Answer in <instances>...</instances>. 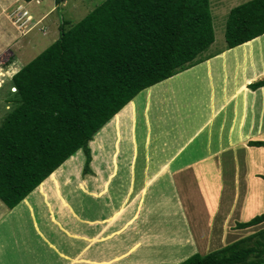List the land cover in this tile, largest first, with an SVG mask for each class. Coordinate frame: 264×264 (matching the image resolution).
Wrapping results in <instances>:
<instances>
[{"label":"rangeland","instance_id":"374dc122","mask_svg":"<svg viewBox=\"0 0 264 264\" xmlns=\"http://www.w3.org/2000/svg\"><path fill=\"white\" fill-rule=\"evenodd\" d=\"M54 1L0 0V124L14 106L10 101L15 91L13 76L59 38L62 23L70 22L66 27L71 28L105 0H66L63 3L65 7L63 4L58 5L59 9L44 24L41 23L45 13L56 4ZM210 1L216 40L201 56L204 61L178 73L181 76L196 69L189 76H182L178 82L166 80L161 88L140 93L121 115L112 119L94 136L92 142L96 145H91L92 142L89 144L92 156L89 168L86 154L79 151L60 167L62 169L56 184L49 181L43 193L39 192V187L33 192L30 205L26 206L18 219L0 222V264H180L196 254L192 252L193 238L186 237L184 233L180 232V239L182 235L183 239L188 238V242L182 247L168 245L160 239L164 227L158 221L163 219L161 212L165 211L166 205L160 203L162 199H159L158 191L152 188L158 183L155 180L169 170L170 162L185 146L199 137L222 109L216 108V102L213 103V76L216 79L214 85L216 83V87H220L218 95L224 96L225 88L231 95L232 89L233 101L196 142L200 145L203 140L202 151L205 154L216 153L217 157L213 161L220 162L219 158L222 157V160L230 162L218 166L225 171L219 177L214 199H210L215 214L208 215L196 208H189L192 199L183 195L180 201L177 200V205L181 209L184 224L187 225V207L188 212L194 214L197 224L201 225L202 239L198 246L205 249V255L264 230V223L244 230L236 229L237 221L248 222L254 218H245L251 209L258 211L256 216L264 214V181L261 184L250 182L245 172L253 170V167L244 165L242 170V158L245 162L247 151L251 150L245 144L235 147L229 145L228 130L232 127L233 110L230 123L224 131L223 151H220L216 132L231 107L235 110V104L239 102L241 106H238L244 110L242 104L249 100L253 102L257 95L251 91L252 84L242 87L243 81H251L258 76L255 69L250 70L251 65L256 64V56L252 58L251 55L248 60L247 57L225 55L237 47L224 51L225 54H217L227 49L225 32L231 10L250 0ZM25 11L29 12L31 19L28 23L18 19ZM48 30L50 35L45 36ZM257 40L256 54L264 56V36ZM249 61L252 64L249 66L250 71H247ZM219 64L225 67L223 75L221 69L214 72L213 67ZM240 70L242 75H239ZM240 76L242 78L238 82ZM235 78L238 83L233 85ZM259 79L253 82L262 81ZM261 92L264 93V89ZM236 95L242 100H234ZM245 106L247 111L249 104ZM255 107L252 115H256L259 120L264 101L258 100ZM245 111L236 112L234 126L240 123L237 126L239 142L253 138V127L249 133H242ZM203 122L195 128V125ZM235 127L230 131L234 133ZM183 129L187 132L190 130L186 144L169 160H165L161 152L162 137ZM210 129H214L215 135L214 142L208 148L206 143ZM238 140L234 144H239ZM260 141H264V137ZM193 147L196 148L195 144H190L188 150ZM250 156L257 159V171L264 173L263 166H260L264 165V152L252 149ZM152 158L163 159L158 161L156 167L154 161H150ZM194 170H182V180L177 176V180L182 181L179 186L183 192L190 189L185 180ZM175 177L168 176V184L178 188ZM259 177L264 180V175ZM150 186L151 190H147ZM206 201L199 198L198 206L206 204Z\"/></svg>","mask_w":264,"mask_h":264},{"label":"trees","instance_id":"16d2710c","mask_svg":"<svg viewBox=\"0 0 264 264\" xmlns=\"http://www.w3.org/2000/svg\"><path fill=\"white\" fill-rule=\"evenodd\" d=\"M70 24L13 76L14 106L0 124V201L11 210L79 151L89 168L94 136L140 93L203 62L216 40L210 0H105ZM261 36L264 0L231 10L227 50ZM254 83L253 92L264 87ZM263 223L264 214L236 229ZM180 264H264V230Z\"/></svg>","mask_w":264,"mask_h":264},{"label":"crops","instance_id":"0c3cea01","mask_svg":"<svg viewBox=\"0 0 264 264\" xmlns=\"http://www.w3.org/2000/svg\"><path fill=\"white\" fill-rule=\"evenodd\" d=\"M67 2H66V4H67ZM54 3H55V1H54ZM62 6L65 7L66 5L63 4ZM59 7L60 6L55 4L50 11L45 13L46 15L44 14L45 16H43V18L41 19L42 20L41 23L44 24L45 21L48 20L51 17V15L59 9ZM54 20H55V18H54ZM54 24H55V21H53V25ZM48 34H49V30L45 34V36H47ZM32 46H33V44L30 43V47H32ZM226 50L227 49H224V50L218 52L217 54L224 53V51H226ZM256 53H258L257 49L252 54V58L256 56L254 58L256 64L251 65L252 61H249L248 65H247V69H248L247 71L255 69L258 73V76H259V75L263 74L262 72L264 71V56H261L262 54L257 55ZM217 54H216V56H217ZM250 56H248V57H250ZM249 59L250 58H248V60ZM250 65H251V67L249 70ZM228 68H229V65H228ZM213 69H214V72H218L219 69H221L222 75L225 72V67L222 66L221 64H219L216 67H213ZM241 70H242V67H241ZM241 70L239 72V75H242ZM217 75H218V73L216 74V77H217ZM258 76H256L257 78L249 81L248 86L251 84V82L254 83L253 81L259 79ZM241 78H242V76L238 77V79H237L238 82ZM205 79H206V77H205ZM214 79H215V76H213L212 81H211L213 83L212 88H213V92H214L213 103L216 102V105H215L216 108H218V109L222 108L220 110L219 114L217 115V117L215 118V119H219L220 116L225 113L224 109H226V106L228 109V107L230 106V103L233 101V98H231V95L233 93L232 91H234V90L231 89L230 90L231 95H229L228 90H225L226 89L225 88L224 89L225 95L224 96H221L220 94L218 95L220 87H218V86L216 87V83L214 85ZM263 79H264V77L261 76L259 80L263 81ZM238 82H236V78H235L233 85H235V83L237 84ZM223 88H224V85H223ZM215 89H216V92H215ZM263 89H264V87L255 91L257 93V95H256L255 100L253 102L249 100L248 102L242 104V107L244 108V110L240 109V107L238 105L241 106V104L239 102H237L235 104V110L231 107L229 109V113H227L223 117L218 128L216 129V132L218 134L217 142L219 144L220 151L224 150L223 149V144H224V139H225L224 131L228 125V122L230 123L231 116H232V110H233L232 127H230L228 130V135L230 136V137L228 136L229 137V145L231 147H235V146H238L241 144L242 145L245 144V146L248 148V150L250 149L252 151V149L253 150L256 149V151L259 153L264 152V148H257V147H251V146L249 147V145H248L250 141H260V140H263V137H264V117H263L264 110L262 109L260 111L259 120L257 119L256 115H255V117H253V115H252V109L254 110V108H256L255 102H257L260 99H261V101H264V93L261 92V90H263ZM249 90H251V89H249ZM251 91H254V90H251ZM225 99H226V101H225ZM236 99L239 101L242 100L241 97L240 96L237 97V95L235 96L234 100H236ZM224 104H225V106H224ZM246 104H249L247 111H245V108H246L245 105ZM237 110H239V112H242V113L245 111V113H246V117L242 123V125L244 126V130L242 131V133H245V134L249 133V130L251 129V127H253V133L251 135L253 138H251L247 141H244V142H241V141L239 142V140H238L239 137H238V133H237V126L240 125V123L238 122V123H236L238 125L236 127L234 126L235 125V119L237 118V116H236ZM210 116H211V114L209 115L208 118H210ZM214 120H213V122H214ZM205 122L198 124V125H195V128H197L198 126H201ZM242 125H241V127H242ZM208 127L204 128L203 131L201 132V134L199 135V137H196L190 143V144H195L196 148L193 147L191 150H188V147L190 146V144L185 146L184 149L181 151V153L178 156H176L170 162V166H169L170 168H168V169L171 170V172L168 173L169 170H166L165 173L160 175L158 180H155V183L156 182H158V183L156 185H154L152 188L155 192L158 191V197H159V199H162V200H160V203L162 205H166L165 211L161 212V217L163 219L162 220L159 219V221H158L159 225L162 224L164 227V229H163L164 232L160 236L161 237L160 239H163L164 243L166 242V244H168V245H173V246L175 245V246H181L182 247L185 243L188 242V241H186L188 238H184L185 239L184 240L182 235H181V239H180V232L184 233L186 235V237H192L193 238L192 241H193L194 249L192 250V252H194L196 254L199 253L201 255L206 254L205 249L204 248L201 249L198 246L199 243H201L200 240L202 239L203 229H201V225L197 224L198 221L195 220V218H193L194 214L192 212L191 213L188 212L187 207H185V209H186L185 212L187 214L185 220L187 222V225L183 223L182 212H181L180 207L177 205V200L180 201L182 198V195H183L184 197L192 199L191 201H189L190 202L188 204L189 208H196L197 210H201L202 212H204L205 214H208V215L215 214V209H212L214 206L212 208L210 206V205H212V203L210 202V199L211 200L214 199L215 194H216L215 191L217 190L216 186H217L219 177L221 176V173L223 175V171H225L223 169H219L218 166L225 164L224 162H230V161H224V160H222V157H220L219 158L220 162H218V161L215 162L213 160L216 159V157H217L216 153L214 152L211 154L209 152L210 154H208V153L205 154V152L202 151L203 144H204V142H202L203 140H201V144L199 143L200 145H198V143H197L198 138H200V136L204 133V131H206V129ZM233 127H235L234 133L232 130L230 131V129H233ZM184 130L185 129L180 130L178 133H177V131H175V133L173 135L166 133L164 135V137H162L163 143L161 145L163 148H161V152H162V157L165 158V160H167V159L169 160V158L173 154H175L178 151V149H180L181 147H183L186 144L185 140L187 139V137L190 133V130L188 132L184 131ZM258 130L260 133H258ZM214 135H215L214 129L209 131L208 140L206 143V146H208V148H210L211 143L214 142L213 141ZM183 136H184V138H182ZM236 140H238L237 143H239V144H234V142L236 143ZM220 151H219V154H220ZM251 151H247L248 157L245 158V160H246L245 162H243L244 159L242 158V161H241L242 170L244 171V167H243L244 165L247 168H249L250 166L253 167V170L249 171V169H248L245 172V175H247V174L249 175L248 178L250 179V182L255 181L256 183L258 182L261 184L264 180H262V178H260L259 175H264V173L257 171V168H259V167L255 166L256 165L255 162H257V159L253 158V156L252 157L250 156ZM188 158H191V160H189ZM162 159L152 158V160H150V161H154L153 165L156 166L158 161L161 162L160 160H162ZM147 163H148V161H147ZM260 166H261V168H262V166L264 168V165H260ZM197 167H199V168H197ZM172 168H174V169H172ZM194 168H195V170L192 171L193 173L188 174V177L185 180L187 186L190 187V189L183 192V188L182 187L180 188V186H179V184L182 181H180V180L178 181L177 176L179 175L181 180H182V176L180 175V174H182L181 173L182 170H184V169H190L191 170ZM178 172H179V174H178ZM251 172H253V173L251 174ZM168 176H170V177L176 176L175 182L177 183V181H178V183H177L178 188H176V185L174 187L172 185L169 186V184H168L169 178H167ZM107 180H110V178ZM151 187L152 186L148 187L147 190H151ZM32 194L25 199V200L28 199L27 202L24 200L19 206H17L15 209H12V210L9 209L4 203H2V201H0V222H6L12 218L18 219V217L21 216L22 213L25 211L26 206L30 205V200H31ZM260 195H261V192L257 195V199H259ZM199 198L206 199L207 200L206 204H204L202 206H198L197 200ZM207 206L209 208H207ZM207 210H210V211H207ZM257 213H258V211H254L253 209H251L245 218L246 219L253 218L256 216ZM161 222H163V223H161ZM238 222L240 223V221H237L236 223H238ZM192 223H194L195 225ZM124 225H126V223ZM182 239H183V241H182ZM160 243H161V241L159 240L158 244L160 245Z\"/></svg>","mask_w":264,"mask_h":264},{"label":"bare ground","instance_id":"6f19581e","mask_svg":"<svg viewBox=\"0 0 264 264\" xmlns=\"http://www.w3.org/2000/svg\"><path fill=\"white\" fill-rule=\"evenodd\" d=\"M258 41V40H257ZM257 41H255V42H251V43H249V44H247V45H244V46H241V47H239V48H237L236 50H234V51H232V52H226V56H228V55H230V54H232V55H234L235 57H238V56H242V57H248V56H250V55H252L253 54V52L255 51V44H256V42ZM249 58V57H248ZM201 67V66H200ZM199 68V67H198ZM197 68V69H198ZM196 70V69H195ZM195 70H193V71H190L188 74H185V75H181V76H177V77H174L173 79H170V80H168V82H173V81H177L178 79H180L182 76H186V75H190L191 74V72H194ZM263 74H261V75H259L258 77L260 78L261 76L262 77H264V72H262ZM178 82V81H177ZM242 84H243V86L242 87H245L247 84H249V81H243L242 82ZM164 85V83L163 84H160V85H158V86H156V87H153V88H161L162 86ZM128 108V107H127ZM122 113V112H121ZM121 115V114H120ZM121 117V116H120ZM109 125V124H108ZM91 145H93V146H95L96 145V143L95 142H92L91 143ZM75 156V155H74ZM78 157V156H77ZM75 159V158H74ZM71 160V159H70ZM76 161V160H75ZM67 163V162H66ZM70 163V162H69ZM68 167V166H67ZM61 169L62 168H60V169H58L47 181H45V183H43V185H41L38 189H39V192L40 193H43V190H44V188L48 185V182L49 181H51V182H53L54 184H56L57 183V179H58V175H59V172H61ZM28 200V199H27ZM27 200H25L26 202H27Z\"/></svg>","mask_w":264,"mask_h":264},{"label":"built area","instance_id":"2783aa9c","mask_svg":"<svg viewBox=\"0 0 264 264\" xmlns=\"http://www.w3.org/2000/svg\"><path fill=\"white\" fill-rule=\"evenodd\" d=\"M18 19H23L24 22H27V23L29 22V20H31L29 17V12H27V11L23 12L22 16H20V18H18Z\"/></svg>","mask_w":264,"mask_h":264}]
</instances>
